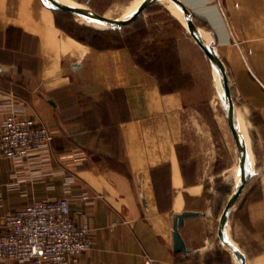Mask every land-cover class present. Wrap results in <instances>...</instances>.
Segmentation results:
<instances>
[{
  "label": "crops",
  "instance_id": "obj_1",
  "mask_svg": "<svg viewBox=\"0 0 264 264\" xmlns=\"http://www.w3.org/2000/svg\"><path fill=\"white\" fill-rule=\"evenodd\" d=\"M178 1L224 67L253 160L224 235L245 264H264V0ZM56 12L42 0H0V122L14 113L52 138L24 159L0 154V232L6 211L66 198L92 240L76 264H220L210 259L236 188L222 191L224 120L208 70L188 57L201 59L195 42L183 29L169 59L147 34L154 49L139 58L128 45L74 40ZM185 212L196 216L178 227L185 251L175 253L174 220Z\"/></svg>",
  "mask_w": 264,
  "mask_h": 264
},
{
  "label": "built area",
  "instance_id": "obj_2",
  "mask_svg": "<svg viewBox=\"0 0 264 264\" xmlns=\"http://www.w3.org/2000/svg\"><path fill=\"white\" fill-rule=\"evenodd\" d=\"M51 139L44 126L14 113L0 122V154L8 160L24 159L47 147ZM1 222L0 261L76 264L92 245L90 228L71 218L66 198L6 211ZM145 264L151 260L146 259Z\"/></svg>",
  "mask_w": 264,
  "mask_h": 264
},
{
  "label": "rangeland",
  "instance_id": "obj_3",
  "mask_svg": "<svg viewBox=\"0 0 264 264\" xmlns=\"http://www.w3.org/2000/svg\"><path fill=\"white\" fill-rule=\"evenodd\" d=\"M75 4L84 6L90 13L103 16L111 20H120L129 11L130 7L135 3L134 0H70ZM45 4V3H44ZM75 15L55 13L56 26L66 35L70 36L74 40L80 43L89 44H101L105 47H114L118 45H128L132 48L134 53L138 54L141 58L144 54H148L151 48L148 46V41H143L145 36L149 34V37L157 40L160 46L157 48L158 52H165V56H169V59L174 58L173 43L174 40L180 37L181 31L186 34V37L190 40V35L186 32V29L182 27L178 21L171 17L168 10L158 2H154L131 23L123 26L120 29H93L82 25ZM193 40V39H192ZM198 52H200L201 59H197L192 53H188V57L191 58V62L194 65H199L201 68H205L209 73V80L212 83L211 78V63L204 56L199 47L193 43ZM156 49V48H155ZM170 49H172L170 51ZM154 67L159 66L156 63L150 64ZM171 75V71H167ZM213 86V83H212ZM215 90V88H213ZM216 93V91H215ZM215 108L217 113L224 120V133L225 141L222 143V163L224 164L225 172L221 177L223 181L222 191H225L229 195L230 191H233V187L236 186V174L238 167V155L234 145V141L227 127L225 120V112L222 110L223 104L220 103L219 97L216 93ZM236 170V171H235ZM238 176V175H237ZM221 188V187H220ZM228 197V196H227ZM225 197L221 208L226 204L228 198ZM220 208V209H221ZM204 230L207 233L214 235L215 228L209 225V229L206 225ZM217 246L219 250L216 251L215 258H211L220 264H237L234 256L223 247L217 240ZM221 250V251H220Z\"/></svg>",
  "mask_w": 264,
  "mask_h": 264
},
{
  "label": "water",
  "instance_id": "obj_4",
  "mask_svg": "<svg viewBox=\"0 0 264 264\" xmlns=\"http://www.w3.org/2000/svg\"><path fill=\"white\" fill-rule=\"evenodd\" d=\"M47 1L50 2V4L52 5L51 8L55 11L67 13V14H72V15L86 16V17L107 23V24L111 25L112 29H120L123 26H126L129 23H131L134 19H136L145 10L146 7H148L149 5H151L154 2H157L158 0H145L143 2V4H141V6L138 8L136 13L126 21L111 20V19L105 18L103 16L92 14L88 10H83L80 8H72V7H69L66 5L59 4L55 0H47ZM170 1L181 9V11L184 14L188 34L193 39L195 44L199 47V49L203 52L204 56L208 59V61L217 67V69L220 73V76H221V84H222V89H223V93H224V98L226 99L227 105H228L227 111L225 113L226 124H227L229 131H230V134L232 136V139L234 141V144H235L237 150L241 151V156L239 157V161H238V166H239L240 171H241V177H240V183L236 187L233 194L230 196V198H229V200H228V202H227V204H226V206H225V208L221 214V217H220L219 222H218L217 235H218V238H219V241L221 242V244L228 249V251L234 256V258L236 260H238L239 264H245V259H244L243 255L226 240L225 235H224L225 234L224 229L226 226L227 215H228L231 207L233 206V204L235 203V201L239 197L242 189L244 188V185L246 184V182L249 178V176L248 177L245 176V172H244L245 161H246L245 144H244V142H242L238 138V135L236 134L235 129L233 127V104H232V100L230 97V90H229V86H228L227 77H226L225 70H224V67H223L221 61L219 60V58L216 56V54L214 52L213 46L210 45L209 47H205L204 44L200 41L199 36H198V31L192 22L191 15L188 13V11L185 9V7L178 0H170ZM195 216H196V214L186 213V212L175 216L174 225H173V251L175 253H183L185 251L184 244H183L179 234L177 233L178 227H182L185 219L192 218Z\"/></svg>",
  "mask_w": 264,
  "mask_h": 264
},
{
  "label": "bare ground",
  "instance_id": "obj_5",
  "mask_svg": "<svg viewBox=\"0 0 264 264\" xmlns=\"http://www.w3.org/2000/svg\"><path fill=\"white\" fill-rule=\"evenodd\" d=\"M42 1L43 3H45V6L49 8L52 7L50 2H48L47 0H42ZM55 1L58 2L59 4L66 5L72 8H80L83 10H87L84 6L75 4L74 2H71L70 0H55ZM144 1L145 0H134L135 3L130 7L129 11L124 15L123 18H121L118 21H126L129 18H131L136 13V11L141 6V4H143ZM157 2L160 3L162 6H164L168 10V13L170 14V16L173 17L176 21H178L181 24V26L186 29V32L188 33L187 28H186L184 14L181 11V9L175 4H173L170 0H158ZM75 16H76L75 18H78V21L82 25H85L87 27H90L93 29H107V30L112 29L111 25L107 23H104V22H101V21H98V20H95V19H92L86 16H82V15H75ZM198 36H199L200 41L204 44L205 47H209L211 45V40L205 32L198 30ZM211 78H212L213 88H215V91L219 97L220 103L223 104L222 110L226 113L228 105H227L226 99L224 98V93H223L222 84H221V76H220V73L217 67L213 64H211ZM233 127L235 129L236 134L238 135V138L245 144L246 161H245L244 172H245V176L248 177V175L252 173L253 160H252V155L250 152L249 140L246 134L245 126L239 114H237L235 111L233 114ZM236 151H237L238 161H239V157L241 156V151L237 150V148H236ZM236 177H237L236 186L234 188H236L238 184L240 183V177H241L240 168H237ZM236 261H237V264H239L238 260Z\"/></svg>",
  "mask_w": 264,
  "mask_h": 264
}]
</instances>
